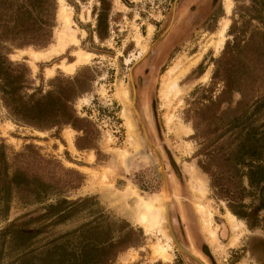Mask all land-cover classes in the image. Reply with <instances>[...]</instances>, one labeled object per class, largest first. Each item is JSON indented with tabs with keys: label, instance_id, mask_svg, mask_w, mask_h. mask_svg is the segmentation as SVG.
Returning a JSON list of instances; mask_svg holds the SVG:
<instances>
[{
	"label": "rangeland",
	"instance_id": "obj_1",
	"mask_svg": "<svg viewBox=\"0 0 264 264\" xmlns=\"http://www.w3.org/2000/svg\"><path fill=\"white\" fill-rule=\"evenodd\" d=\"M50 3L26 18L18 14L27 0H0V172L27 177L16 186L0 175V264H194L177 247L173 252L166 171L176 174L193 201L213 260L257 264L241 237L248 232L243 220L264 236V210L258 208L264 184V0ZM61 3L71 8L78 44L33 65L19 50L56 43ZM48 22L52 38L40 46ZM226 22L216 49L213 41ZM76 50L91 53L90 60L66 72L60 64L74 62ZM198 56L178 80L179 94L167 102L161 90L169 70ZM6 81L17 85L25 103L63 89L74 120L54 126V110L41 117L13 111L18 105L5 93ZM158 172L160 191L152 187ZM141 200L163 208L161 233L140 222ZM219 212L231 233L226 244L213 218ZM174 227L185 241V225ZM157 244L168 258L155 253Z\"/></svg>",
	"mask_w": 264,
	"mask_h": 264
},
{
	"label": "flooded vegetation",
	"instance_id": "obj_2",
	"mask_svg": "<svg viewBox=\"0 0 264 264\" xmlns=\"http://www.w3.org/2000/svg\"><path fill=\"white\" fill-rule=\"evenodd\" d=\"M163 49H164V51L162 52ZM166 49H167L166 45L162 46V48L159 51L160 54L161 55L164 54ZM130 65H132V64H130ZM130 68L131 67L128 68V73H131V75H132ZM134 119H135V117H134ZM253 171L256 174L257 173L256 171H258V170H253ZM3 174H6V173H2V174L0 173V175H2V177H3ZM165 174H166V177H165L166 186H167V191L169 194L167 225H168V229H169L170 234L174 238L173 252L175 249L174 247H177L179 250H181L185 254L184 256L187 258V260L189 262L194 263V264H217V262L213 260V254L209 248L210 246L208 244H205V242L203 240V235H205V232L201 228V223H200L199 215L197 214V212H195V213L197 214L198 222H197V220H195V213L193 211H196V210H195V206H194L193 201H191L189 199L190 197H188V196H186V194H184V190L186 191V189L182 186L181 181L176 178V174H174V173L172 174V173L167 172V171ZM6 176L8 177V175H6ZM257 177H258V182H261L263 180L262 176H257ZM162 178L163 177L161 176V174L159 172H158V174L154 175L152 187L154 186V188H155L158 186L156 191H160L163 187V179ZM2 180H4V179H2ZM4 181H6V180H4ZM25 182H27V180ZM25 182H23V184H25ZM9 184L19 186L22 183L17 185L14 181L10 180V181H8V185ZM140 187H142L143 190H148V188H147L148 186L144 187L143 185L142 186L140 185ZM259 189H261V190H260V203H259L258 208H259V210H264V184L262 186H260ZM153 192H155V191H153ZM147 193H148V191H147ZM182 199H187L189 201V202H187L188 204L183 202ZM176 203L180 205L179 206L180 207L179 212H178L177 208L176 209L174 208V207H176L175 206ZM173 210L177 211V212H175L174 217L172 215ZM230 212L233 213L237 218L243 220L244 216L240 215L239 212H234V211H230ZM223 214L224 213L219 212V214H217V215L220 216L221 218H218V216L216 214H214L213 218H214L215 223H217L219 225V229H218L219 240L222 244H226L231 233H230V229H229L228 225L226 224L225 220H223L224 218H222ZM243 221L245 223L246 228L248 229V232L245 233L241 237V238H243L245 236L247 239L246 243L244 245V250L252 259L255 260V262L257 264H264V236L258 234L259 232H257L255 229H253L254 227H252V226L249 227L248 223H246L245 220H243ZM177 223H181V224L183 223L185 225V228H186L185 233H184L185 241H183V242L179 239V237L175 233L174 225ZM198 229H200V231ZM202 233H204V234L202 235ZM241 238H240V241H241ZM238 245H239V243H238ZM237 246L229 247L227 249H231L232 251H235ZM191 248H193L196 252L201 254L204 259L201 260L200 257L195 256V254L192 253Z\"/></svg>",
	"mask_w": 264,
	"mask_h": 264
},
{
	"label": "bare ground",
	"instance_id": "obj_3",
	"mask_svg": "<svg viewBox=\"0 0 264 264\" xmlns=\"http://www.w3.org/2000/svg\"><path fill=\"white\" fill-rule=\"evenodd\" d=\"M60 1L62 2V0H60ZM64 5L61 3L60 8L58 10V20L61 24V29L57 32L56 43L51 44L47 48H43L40 50H33L31 48H28V47L26 49H20L19 50V55L26 53L30 57L29 59H31V62L33 65H34V62H36V61H48L55 56H59L60 54H62L66 50V48L68 46L78 44V39L76 37V31L72 27L73 21L71 18V16H72L71 15L72 14L71 8L66 7ZM227 23L228 22L224 23L223 25H221L222 27L220 29H218L217 39L215 41H213L216 49L222 47V44H223V41L225 38L224 33L226 30ZM144 49L145 48L143 47V50L141 52H143ZM74 55L76 57L74 62L69 63V64L62 62L60 64V67L63 70H65L66 72H72L74 70V67L76 64L87 61L91 57L92 54L88 53V52L81 51V50H76L74 52ZM199 56L196 58H191L185 62H183L182 60H179L173 66V68H171L169 70L166 78L163 79L164 80L163 81L164 86L162 87V90H161V92H162L161 95L163 96V98L167 102H170L169 100L171 97L179 94L180 90H179V86H178V80L184 75V73L187 70H189V68H191L193 65H195ZM46 72L48 75L51 76L53 73V69H47ZM126 125L128 127V130H130L132 127L131 123L129 121H127ZM72 134L73 133L71 130H67V132L65 133L66 141L68 142V144L70 145L71 148H73ZM192 173L194 174V172H192ZM192 177H193V175H192ZM199 184H200L199 186H200V190H201L203 188L202 182H199ZM198 208L200 211H202V209H204V207H202L201 204L198 205ZM137 210L140 213L139 214V220L141 223H147L150 228H154L155 230H157L160 233L162 232L161 224L163 222V208L161 209L160 207L154 206L152 200H149V201H147V200L142 201L141 200L138 204ZM204 221L206 222V225L211 224L209 219H206ZM211 234H213L212 231H211ZM155 253H157L160 257H163L165 259L169 257L166 248L161 244L156 245ZM155 253H154V255H155ZM126 258L127 257H125V256L122 257V259H124V260H126Z\"/></svg>",
	"mask_w": 264,
	"mask_h": 264
},
{
	"label": "trees",
	"instance_id": "obj_4",
	"mask_svg": "<svg viewBox=\"0 0 264 264\" xmlns=\"http://www.w3.org/2000/svg\"><path fill=\"white\" fill-rule=\"evenodd\" d=\"M48 1V3H47ZM53 2V0H50ZM50 1L49 0H27L28 5H26V7L24 8V10H20L18 15L21 16H25L26 18H30L31 17V9L33 8H41L43 6H50ZM44 7V8H45ZM43 8V9H44ZM106 8H103V10H105ZM104 24V18L100 17L98 18V24ZM52 27H53V23L48 22L46 25V28H43V39L42 42L39 43L38 45L40 46H46L51 38H52ZM226 60V59H225ZM228 63V62H226ZM223 71L224 67H223ZM220 74L217 72L215 74V77H219ZM224 78L227 79H231L232 81V76H229V74H224ZM12 81H6V88L8 90L5 91L6 94L10 95L11 98L10 101L13 102L15 105L18 106H13L11 109L17 113H23L25 116H33V117H41L42 114L44 113V111L46 110V112H57V120L55 122V125H61V124H70V122H72L74 120V115H73V109L70 106V97L69 94L67 95V93L65 94L63 89L60 90H53V91H49L47 94L43 95V96H39V97H32V99H30V101L28 102H22L21 96L19 95V93L17 92V85L12 84ZM4 91V90H3ZM52 108V109H49ZM43 112V113H42ZM27 113V114H26ZM55 115L53 114L52 117H54ZM40 127V126H39ZM27 149L33 148L32 145H28L26 147ZM3 152V151H2ZM1 152L0 157L3 155V153ZM36 156L39 159H42L41 156H39V154L36 153ZM2 163V161H1ZM19 171H17L14 176L12 178H8L6 174H3L2 179L4 180H12L14 181L17 185H19L20 183H23L27 180V177H25V174H23V172L18 173ZM1 173V172H0ZM2 174V173H1ZM21 179V180H20Z\"/></svg>",
	"mask_w": 264,
	"mask_h": 264
}]
</instances>
